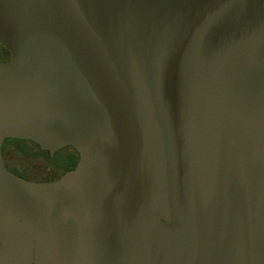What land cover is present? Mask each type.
Segmentation results:
<instances>
[{"label":"water","instance_id":"95a60500","mask_svg":"<svg viewBox=\"0 0 264 264\" xmlns=\"http://www.w3.org/2000/svg\"><path fill=\"white\" fill-rule=\"evenodd\" d=\"M0 44V264H264V0H0Z\"/></svg>","mask_w":264,"mask_h":264},{"label":"rangeland","instance_id":"374dc122","mask_svg":"<svg viewBox=\"0 0 264 264\" xmlns=\"http://www.w3.org/2000/svg\"><path fill=\"white\" fill-rule=\"evenodd\" d=\"M6 49L0 45V60L3 55H6ZM11 152L15 154V159H17V166L20 169H25L27 171V176L34 179L48 178L52 175L62 172L64 168L68 167L73 163V154L71 147L65 149H60L56 151L53 155L45 153L43 149L37 145L30 143L28 155L20 150V147L16 144H7L6 146ZM60 163L62 168L58 167Z\"/></svg>","mask_w":264,"mask_h":264},{"label":"trees","instance_id":"16d2710c","mask_svg":"<svg viewBox=\"0 0 264 264\" xmlns=\"http://www.w3.org/2000/svg\"><path fill=\"white\" fill-rule=\"evenodd\" d=\"M16 144L17 146L20 147V150L23 151L24 153L28 154L29 151H28V148H29V145L30 143H33L35 144L34 142L32 141H29V140H24V139H7L5 142H4V145H3V154H4V158H5V161H6V165L7 167L13 171L14 173L20 175V176H25L27 175V171L28 170H25V169H20L16 162H17V159H15V154L13 152H11L6 146L7 144ZM37 145V144H35ZM38 146V145H37ZM39 147V146H38ZM68 147V146H67ZM67 147H64L62 149H65ZM45 153L49 154L48 151H45L43 150ZM77 152V151H76ZM72 153V152H71ZM73 154V153H72ZM28 155H31V154H28ZM49 156H51V154H49ZM72 158L74 159L73 160V163L71 165H69L68 167L64 168L63 170H66L70 167H72L77 159V156L75 154H73ZM58 167L59 168H62L60 163L58 164Z\"/></svg>","mask_w":264,"mask_h":264},{"label":"flooded vegetation","instance_id":"af4514ba","mask_svg":"<svg viewBox=\"0 0 264 264\" xmlns=\"http://www.w3.org/2000/svg\"><path fill=\"white\" fill-rule=\"evenodd\" d=\"M0 45H1V44H0ZM1 46H2V45H1ZM2 47H3V46H2ZM3 48H4V47H3ZM4 49H6V48H4ZM6 52H7V54H6V55H3V58H2L1 60H7V59H9V57H10V52H9L7 49H6ZM71 149H72V153L75 154V155L77 156V159H76V161H75V163H74V165H73L72 167H70V168H68V169H66V170H63L62 172H59L58 174L52 175V176H50V177H48V178H39V177H38V179H34V178H32V177H28L29 175H28V176L25 175V176H23V177H25V178H27V179H29V180H32V181H53V180L58 179V178L61 177L66 171H68V170L74 168L75 165H76V163H77V161H78V158H79L78 153H77L76 150L73 149L72 147H71Z\"/></svg>","mask_w":264,"mask_h":264}]
</instances>
